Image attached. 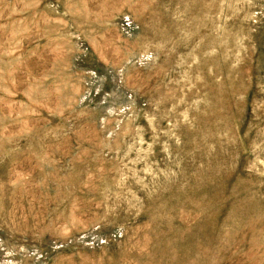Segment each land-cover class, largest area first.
Returning <instances> with one entry per match:
<instances>
[{
	"label": "rangeland",
	"instance_id": "374dc122",
	"mask_svg": "<svg viewBox=\"0 0 264 264\" xmlns=\"http://www.w3.org/2000/svg\"><path fill=\"white\" fill-rule=\"evenodd\" d=\"M0 264H264V0H0Z\"/></svg>",
	"mask_w": 264,
	"mask_h": 264
}]
</instances>
